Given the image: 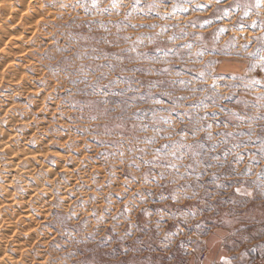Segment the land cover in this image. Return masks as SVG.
I'll list each match as a JSON object with an SVG mask.
<instances>
[{"label":"rangeland","instance_id":"1","mask_svg":"<svg viewBox=\"0 0 264 264\" xmlns=\"http://www.w3.org/2000/svg\"><path fill=\"white\" fill-rule=\"evenodd\" d=\"M225 261L264 264V0H0V264Z\"/></svg>","mask_w":264,"mask_h":264},{"label":"snow or ice","instance_id":"2","mask_svg":"<svg viewBox=\"0 0 264 264\" xmlns=\"http://www.w3.org/2000/svg\"><path fill=\"white\" fill-rule=\"evenodd\" d=\"M259 4H260V0H257V5L259 6ZM114 6H115V4H114ZM237 191H239V189ZM248 195H251V193H248ZM225 264H229V262L225 261Z\"/></svg>","mask_w":264,"mask_h":264}]
</instances>
